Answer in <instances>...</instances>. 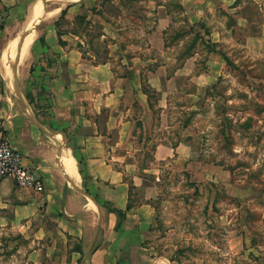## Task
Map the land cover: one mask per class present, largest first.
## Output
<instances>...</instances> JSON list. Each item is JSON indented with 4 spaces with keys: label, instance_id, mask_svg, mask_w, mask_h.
I'll return each mask as SVG.
<instances>
[{
    "label": "crops",
    "instance_id": "obj_1",
    "mask_svg": "<svg viewBox=\"0 0 264 264\" xmlns=\"http://www.w3.org/2000/svg\"><path fill=\"white\" fill-rule=\"evenodd\" d=\"M35 1L0 0V7L24 32ZM144 1L149 21L125 17L116 0H41L27 69L35 100L0 112V135L43 179L39 191L0 181V224L29 237L26 263L151 264L144 242L156 224L160 170L165 160L195 156L190 111L227 62L209 24L229 3ZM177 11L189 28L203 29L204 52L193 36L181 57L168 54ZM179 31L175 41L188 37ZM202 54L204 71L196 66ZM189 82L175 103L173 90Z\"/></svg>",
    "mask_w": 264,
    "mask_h": 264
},
{
    "label": "rangeland",
    "instance_id": "obj_2",
    "mask_svg": "<svg viewBox=\"0 0 264 264\" xmlns=\"http://www.w3.org/2000/svg\"><path fill=\"white\" fill-rule=\"evenodd\" d=\"M226 1L228 6H219L217 19L209 24L211 31L218 30L216 47L226 55V66L213 84L198 91L195 113L182 109L191 113L195 156L179 162L165 160L160 170L156 224L144 242L151 264H264V0ZM116 3L125 17L143 14L147 21L151 19L142 10H149L150 2ZM175 17L180 25H174L169 34L168 54L180 51L177 56L181 57L193 36L195 48L204 52L201 39L208 38L200 34L203 29L189 28L182 11ZM5 19L0 7V112L6 116L14 107L24 109L27 96L35 100L29 86L33 77L27 69L41 32L36 25L25 63L17 62L22 102L2 71V59L16 47L23 29L18 16ZM178 30L188 37L175 41ZM203 57L196 63L200 71L207 69ZM168 61L170 66L175 63L172 58ZM189 88L190 82L173 90L174 102L182 101ZM15 227L0 224V264H29L24 260L29 237Z\"/></svg>",
    "mask_w": 264,
    "mask_h": 264
},
{
    "label": "built area",
    "instance_id": "obj_3",
    "mask_svg": "<svg viewBox=\"0 0 264 264\" xmlns=\"http://www.w3.org/2000/svg\"><path fill=\"white\" fill-rule=\"evenodd\" d=\"M21 153L12 147L6 135H0V181L10 177L20 187H30L34 190L43 188L42 176L36 170L26 167L21 162Z\"/></svg>",
    "mask_w": 264,
    "mask_h": 264
},
{
    "label": "bare ground",
    "instance_id": "obj_4",
    "mask_svg": "<svg viewBox=\"0 0 264 264\" xmlns=\"http://www.w3.org/2000/svg\"><path fill=\"white\" fill-rule=\"evenodd\" d=\"M40 4H41V0H36L32 4L31 16L25 22V29H26L25 37L16 45V47L11 51L9 56H3L2 71L4 72L5 76L9 79L10 82H12L11 81V66H10V64L12 63L13 58L19 57L20 63L23 62L27 56L28 49H29L31 43H33L32 42L34 40L33 39V37H34L33 29L36 26V24L38 23V19H39V8L38 7L40 6ZM3 55H4V53H3ZM23 63H25V62H23Z\"/></svg>",
    "mask_w": 264,
    "mask_h": 264
},
{
    "label": "water",
    "instance_id": "obj_5",
    "mask_svg": "<svg viewBox=\"0 0 264 264\" xmlns=\"http://www.w3.org/2000/svg\"><path fill=\"white\" fill-rule=\"evenodd\" d=\"M25 35H26V31L23 32L21 38L18 39V41H17L16 44H18L25 37ZM18 60H19V57L18 58L14 57L13 60H12V63L10 64V66H11V81L15 85L16 90L18 91V94L22 98L21 93L19 91L18 78H17V74H16V67H17ZM64 145L69 149V151H70L69 154L71 155V148H70V146H68L66 143H64ZM76 187H77L78 190H80L82 193H84L87 197H89L90 200L93 202V199L86 193V191H84L78 185H76Z\"/></svg>",
    "mask_w": 264,
    "mask_h": 264
},
{
    "label": "trees",
    "instance_id": "obj_6",
    "mask_svg": "<svg viewBox=\"0 0 264 264\" xmlns=\"http://www.w3.org/2000/svg\"><path fill=\"white\" fill-rule=\"evenodd\" d=\"M206 32V31H205ZM224 55V54H223ZM226 58V57H225ZM227 59V58H226ZM27 99H28V101L31 103L32 102V98H29L28 96H27Z\"/></svg>",
    "mask_w": 264,
    "mask_h": 264
}]
</instances>
